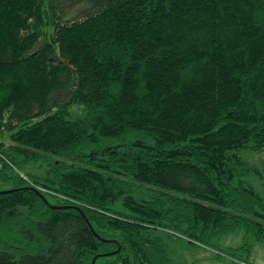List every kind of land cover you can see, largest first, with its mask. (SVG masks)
<instances>
[{
	"label": "trees",
	"instance_id": "16d2710c",
	"mask_svg": "<svg viewBox=\"0 0 264 264\" xmlns=\"http://www.w3.org/2000/svg\"><path fill=\"white\" fill-rule=\"evenodd\" d=\"M0 184V264L264 245V0H0Z\"/></svg>",
	"mask_w": 264,
	"mask_h": 264
},
{
	"label": "rangeland",
	"instance_id": "374dc122",
	"mask_svg": "<svg viewBox=\"0 0 264 264\" xmlns=\"http://www.w3.org/2000/svg\"><path fill=\"white\" fill-rule=\"evenodd\" d=\"M25 173L27 172L22 174ZM7 186L8 185L0 184V191L4 190ZM219 245L236 246L237 242L234 238L228 237L220 240ZM176 248L178 251L176 257H178L179 260L180 258L182 260V263L180 261V264H264V245L261 244H256L251 249L250 253L242 255L240 261L222 254L221 252H224V250L221 248L211 250L201 246H191L188 249L189 251H186L184 244L183 247L180 245ZM97 264H102V261H98Z\"/></svg>",
	"mask_w": 264,
	"mask_h": 264
},
{
	"label": "water",
	"instance_id": "95a60500",
	"mask_svg": "<svg viewBox=\"0 0 264 264\" xmlns=\"http://www.w3.org/2000/svg\"><path fill=\"white\" fill-rule=\"evenodd\" d=\"M0 193H2V192H0ZM93 234H94L95 237H97V235H96L94 232H93ZM97 238H98V237H97ZM115 253H116V252L109 253V254H106V255H104V256H105V257H109V256L114 255ZM96 259H97V257L93 258L91 264H95Z\"/></svg>",
	"mask_w": 264,
	"mask_h": 264
}]
</instances>
